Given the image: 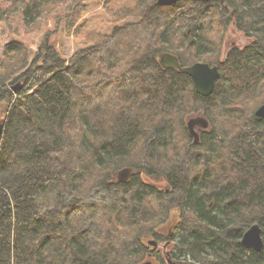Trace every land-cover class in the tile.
Instances as JSON below:
<instances>
[{
  "label": "trees",
  "instance_id": "1",
  "mask_svg": "<svg viewBox=\"0 0 264 264\" xmlns=\"http://www.w3.org/2000/svg\"><path fill=\"white\" fill-rule=\"evenodd\" d=\"M87 2L0 0V264H144L152 238L189 264H264V0H135L107 10L111 33L81 34ZM14 21L21 35L52 21L80 48L66 60L46 34L31 58ZM230 25L251 41L220 60ZM166 53L217 66L213 93L162 68ZM254 224L259 252L240 244Z\"/></svg>",
  "mask_w": 264,
  "mask_h": 264
},
{
  "label": "rangeland",
  "instance_id": "2",
  "mask_svg": "<svg viewBox=\"0 0 264 264\" xmlns=\"http://www.w3.org/2000/svg\"><path fill=\"white\" fill-rule=\"evenodd\" d=\"M135 0H88L87 8L82 17V26L80 27V33L84 34L92 30H98L104 34H109L112 31V26L109 23V17L107 15L108 9H119L122 7H130L134 4ZM14 26L19 33V38L24 41L32 52L31 58H35V54L39 53V48L44 40L46 34H48L49 42L55 45L62 58L68 59L80 48L81 39L73 36H66L64 32H60L57 29L54 33V24L52 21H48L46 26L42 28L38 33H32L29 35H21L23 32L22 25L17 21H14ZM2 25H0L1 30ZM7 33L3 36L0 35V61L1 52L3 50V44L7 40ZM250 39L237 30L235 25H230L224 35L223 43L220 52V60H224L227 53L233 48H242L250 43ZM34 56V57H33ZM17 83H21V80H16ZM143 182L153 186L162 187V183L154 182L153 179L143 175L141 177ZM171 220H169L164 226L158 229L159 235L166 236ZM147 261V259H146ZM149 261V260H148ZM156 264V263H155Z\"/></svg>",
  "mask_w": 264,
  "mask_h": 264
},
{
  "label": "water",
  "instance_id": "3",
  "mask_svg": "<svg viewBox=\"0 0 264 264\" xmlns=\"http://www.w3.org/2000/svg\"><path fill=\"white\" fill-rule=\"evenodd\" d=\"M179 0H157L159 6H169L176 3ZM204 2L215 1V0H202ZM222 3L223 0H220ZM159 65L162 68L177 69L180 72L189 76L193 82L194 90L196 94L202 97L210 96L215 87V83L219 78V70L217 66H210L207 63L197 62L191 66L181 68L177 58L172 54H162L159 58ZM21 85L12 87V91L16 92L20 89ZM255 115L264 121V103L256 110ZM187 131L189 136L192 138L193 143L199 142V134L196 132V127L199 129H207L208 121L203 117L191 118L186 123ZM4 131V124L0 123V139ZM131 170L129 168L122 169L117 174V180L119 182H126L129 179ZM148 245L155 246V240H149ZM240 244L246 250H254L259 252L262 248L263 242L261 238V230L257 224L251 225L244 233L241 238ZM144 264H151L147 261ZM174 264V263H170Z\"/></svg>",
  "mask_w": 264,
  "mask_h": 264
},
{
  "label": "flooded vegetation",
  "instance_id": "4",
  "mask_svg": "<svg viewBox=\"0 0 264 264\" xmlns=\"http://www.w3.org/2000/svg\"><path fill=\"white\" fill-rule=\"evenodd\" d=\"M215 1H219L220 0H215ZM202 129L196 128V132L200 134V131ZM171 222L169 224V226H175L176 225V219L171 218L170 219ZM171 230L170 228H168V233L170 234ZM156 241V245L155 246H150L148 244H146V252H147V261L149 260L151 262V264H154L156 258H155V254L157 256H160L164 259V262L166 264H170V263H174V264H189L192 263V261L190 260H185V258H183L182 256H176L175 254H173V241L170 239H164V240H158L157 238H152Z\"/></svg>",
  "mask_w": 264,
  "mask_h": 264
}]
</instances>
